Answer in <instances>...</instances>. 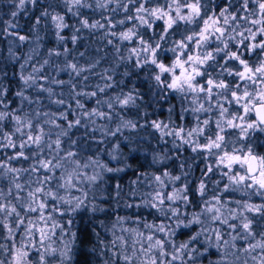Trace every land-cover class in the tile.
Returning a JSON list of instances; mask_svg holds the SVG:
<instances>
[{
	"label": "snow or ice",
	"instance_id": "1",
	"mask_svg": "<svg viewBox=\"0 0 264 264\" xmlns=\"http://www.w3.org/2000/svg\"><path fill=\"white\" fill-rule=\"evenodd\" d=\"M15 2L18 8L11 13L13 17L26 4L35 6L38 0ZM60 2L72 17L78 18L79 26L70 24L64 15L54 10L45 9L40 12V17L50 18L55 27L58 46L50 49L48 55L65 57L63 67H58L56 74L66 72L69 80L55 76L49 80L47 75H33L42 71L36 67L25 75L24 67L31 59L28 57L19 66L21 89L14 93L20 104L11 110L5 99L8 89L0 75V181H7L0 183V264H71L72 243L76 238L70 228L73 217L107 212L94 202H86L87 192L75 195L74 190L81 191L80 185L85 182L95 184L104 180L97 168L115 174L129 167L125 164L112 168L91 157L84 158L81 149L76 147L80 138L73 139V129L95 125L96 118L111 120V116L100 108L87 109L78 97L92 99L97 92L103 93L112 85H96L97 91L92 92L75 90L72 78L88 80V76L81 74L90 73L98 60L92 61L88 67L69 61L70 50L66 37L61 34L65 29L71 30L68 39L72 44H77L80 39L77 33L83 29L90 32L104 30L103 38L112 45L114 54L124 63L133 61L131 67L136 70H146L161 97L168 91L177 94L181 105L178 110L175 105L168 108L167 121L152 119L140 127L154 129L161 138L174 137L181 142L174 143L175 148L187 147L195 154L192 164L204 162L202 175L194 188L186 179L191 175L187 169L192 164L187 167L184 163L178 164L179 174L163 169L159 175L152 174L153 190L139 204L130 203L125 207L154 210L158 217H164L166 221L175 219L176 223H149L142 218L132 220L130 216H117L114 227L120 225L121 231L129 236L125 238L113 233L112 244L120 248L119 252L112 253L113 256L121 258L123 264H202V258L207 259L212 254L219 259L209 260V264H235L229 257H236L237 252L251 254L260 249L264 253V145L259 143L260 135H264V0ZM85 9L125 15L115 22L111 15L102 16L106 23L101 19L90 22L83 11ZM40 17L35 20V25L40 24ZM125 25L129 26L125 29ZM118 26L119 30L113 31ZM17 27L11 22L7 25L9 29ZM149 31L152 35H148ZM2 35L4 33H0ZM7 35L20 42L28 41L26 35L13 32H7ZM174 35H179L180 39L172 40ZM60 45H63V52L59 50ZM122 46H125L127 56H120ZM168 52L172 53V58L166 63L165 54ZM77 54L85 55L84 52ZM253 55L258 59L250 61L247 57ZM48 63L47 59L43 61L44 65ZM101 78L105 77L102 75ZM107 79L111 80V77ZM40 80L50 85L69 84L68 94L75 102V108L64 99H53L56 96L53 88L45 87ZM29 88L47 93L50 102L59 106L61 111L41 112L37 109L18 114L25 101L39 103V98L34 100L26 95ZM133 92L117 96L116 102L121 107H138L136 100L139 97ZM184 101L188 104L185 105ZM103 103L108 108L113 107L109 101ZM65 106L67 110H64ZM177 111L179 114L173 119ZM186 114L192 117V126L187 128L177 123ZM147 115L145 112L144 116ZM5 122L11 125L7 130ZM122 128L134 130L137 123L125 120L114 131L103 126L91 131L115 136ZM99 142L103 143V140ZM118 148L116 145L113 152ZM112 159L116 160L117 156L112 155ZM168 159L172 158L158 154L153 157V164H163ZM90 168L92 174H86L84 170ZM210 176H219L220 179L210 180ZM222 181H225L223 185ZM210 183L214 191L209 199ZM115 188L119 190L120 185L116 184ZM189 192L199 196V203L205 207L192 213L191 219L185 222L178 202L184 208L194 204ZM236 193L248 199H228ZM253 196L259 197L261 202H252ZM230 204L235 207H229ZM202 216H207L206 225ZM129 220L142 224L146 231L139 227L124 228ZM193 224L201 225L200 229L187 241L176 243L173 239L176 230ZM237 241L247 242L248 246L238 248ZM52 257L56 259H50ZM252 259L256 260V257ZM244 264H247L246 260ZM259 264H264V256Z\"/></svg>",
	"mask_w": 264,
	"mask_h": 264
},
{
	"label": "trees",
	"instance_id": "2",
	"mask_svg": "<svg viewBox=\"0 0 264 264\" xmlns=\"http://www.w3.org/2000/svg\"><path fill=\"white\" fill-rule=\"evenodd\" d=\"M51 5V7H49ZM18 8L15 0H0V33L4 35L0 36V75L3 76V84L8 89V94L5 99L11 106V110H15L19 104V98L15 96V92L21 89L20 64L24 63L25 59L31 57L30 61L24 67V74L27 75L32 71L34 67L42 68L40 73H33V75L48 76L51 80L53 76L57 79L69 80V74L66 72H60L56 74L58 67H63L65 57H57L55 55L49 57L48 53L50 49L57 48L58 41L55 36V27L48 17H40V12L47 9L49 12L53 10L65 16V19L70 24L79 26L78 18L71 16V13L67 12L66 7L60 2V0H38L35 6L25 5V8L18 12V15L13 17L11 13ZM90 22L96 19H101L102 23H106L103 17L112 16L113 21L121 19L125 14L118 13L113 15L110 12L92 11L89 9L83 10ZM40 17L41 22L39 25H35V20ZM18 25L17 28H7L8 23ZM160 23V22H157ZM35 25V26H34ZM34 26V27H33ZM129 25L123 26L125 29ZM119 26L113 31H118ZM7 32L18 33L20 35H26L28 37L27 42H20L15 39L14 36L7 35ZM104 30L97 32H90L87 29L81 30L77 33L80 37L77 44H72L68 37L71 36V30L65 29L62 35L66 37L67 47L70 53L67 59L72 62H78L79 65L88 67L94 60H98V64L92 71L84 72L81 76H88V80H82L81 77H73V83L75 84L76 91L92 92L97 91L96 85L103 86L105 83L111 84L112 87L107 88L105 92H97V96L92 99H85L83 96L78 97L85 104L87 109L100 108L102 111L111 116V120L96 118L95 125L89 124L88 128H76L72 130L73 139L80 138L76 147L81 149V155L84 158L91 157L95 160L106 164L109 167H124L125 164L129 167L125 168L120 173H106L102 169L97 168L103 174L104 180L97 181L95 184L85 182L80 185L81 191L73 194L82 195L84 192L88 194V201L94 202L107 209L106 213L98 214H82L75 215L73 217L74 223L70 225L71 231L76 233V238L72 243V262L71 264H112L115 260V264H123L121 258L114 257L113 252H119L118 245H113L114 239L113 233L116 236H125L128 238L129 233L121 231V226L116 225L114 227L115 219L117 216L132 217V220L144 219L149 223H169L174 225L175 219L166 221L164 217H158L154 210H148L144 208H126L127 204H139L141 199L151 192L155 185L152 182L151 176L153 173L160 174L161 169L170 171L172 174H179L180 170L178 164L184 163L187 167L188 164H192L193 154L187 147L180 149L175 148L174 143H181L174 137L161 138L154 129L150 127H140L141 124H145L146 121L156 119L161 121L168 120V108L172 105L179 109L181 105L180 97L177 94L168 91L163 97L160 96L159 91L154 87V82L150 79V74L144 70H136L131 67L133 61L127 63L122 62L117 55L114 54L112 45L107 44V41L103 38ZM148 35H152L149 31ZM114 39V38H113ZM179 35L172 36V40H179ZM127 42H125V46ZM125 46L120 49V56H127ZM171 46V45H169ZM59 50L63 52V45L59 46ZM11 51V54H10ZM78 52H84V56H79ZM172 58V53L165 54V62L167 63ZM250 61L258 59L255 55L247 57ZM48 60L47 65L43 64L44 60ZM219 71V69H217ZM129 74H125V73ZM105 78L102 79L101 76ZM110 76L111 80L107 77ZM232 79V77H228ZM45 87H52L56 96L53 99H64L73 104L75 108V102L71 100L69 96L70 85L65 83L62 86L50 85L44 80L39 81ZM133 90H135L133 92ZM63 92L64 95L59 94ZM130 92L138 94L136 104L138 107L128 106L121 107L115 98L117 96L126 95ZM26 95L30 96L34 100L39 98V103L28 104L24 102L23 110L18 113L23 115L25 111L31 113L33 110H39L41 112H55L59 113L61 108L56 104L50 102L47 93L37 92L33 88H29ZM101 101L97 104L96 101ZM104 101H109L113 104L112 108H108ZM185 105L187 101L183 102ZM67 110L66 106L65 109ZM147 112L148 115L144 116ZM178 111L173 114V119L178 115ZM71 118V116H70ZM87 119V117H85ZM132 120L137 123V128L130 130L128 128H122L121 132L115 136H103L100 131H91L92 128H99L103 126L108 131H114L122 121ZM84 121H82L83 123ZM178 124L184 125L186 128L192 126L191 115L186 114L185 118L177 121ZM6 130L11 127L10 124L5 122ZM47 125L45 128L47 129ZM55 131V130H54ZM55 137L53 136V139ZM103 140V143L99 141ZM164 141H167L165 143ZM259 143L264 145V135H260ZM119 145V148L113 152V149ZM6 152L11 150L5 149ZM166 155L172 159H168L163 164H153V157L156 155ZM112 155H116L117 159L113 160ZM204 168L203 161H197L192 164L190 169L191 175L186 177L190 181V187L194 188L196 181L202 175V169ZM86 174H92V169H85ZM147 174V176H145ZM209 179H220L219 176L209 177ZM225 181L221 182L223 185ZM0 183H7V181H0ZM180 182H177L179 184ZM119 184L120 188L117 190L115 185ZM214 191V186L210 183L207 191V197L210 199ZM190 199L195 201L194 204L188 208H181V218L187 222L191 219L192 213H198L205 207L200 204V197L193 195L189 192ZM231 200L244 201L248 199L242 196L240 193H236L229 196ZM252 202L259 203L260 198L253 196ZM229 207H235L234 204H230ZM129 220L123 225L124 228H136L143 229L142 224L137 225ZM201 220L207 224V216H202ZM201 225L193 224L189 228H179L176 230L177 235L173 238L176 243H183L190 238V235H194L196 231L200 229ZM255 227V225H254ZM226 231V229H225ZM59 235V233H58ZM227 238V236H225ZM259 238V237H257ZM67 239V237L65 238ZM237 247H247L248 243L244 241H237ZM55 246V245H54ZM202 248L203 245H197ZM255 256L256 260L252 257ZM264 256V253L257 249L251 254L244 253L242 251L237 252L236 257H229L230 260H234L235 264H244L245 260L247 264H259L260 258ZM50 259H56L52 257ZM217 255L209 254L207 259L202 258V264H209V260H217ZM191 264V262H190Z\"/></svg>",
	"mask_w": 264,
	"mask_h": 264
}]
</instances>
